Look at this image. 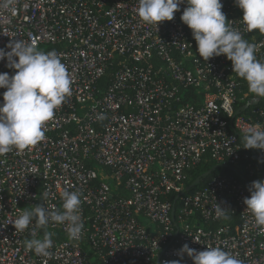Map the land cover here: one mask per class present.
<instances>
[{
    "label": "built area",
    "instance_id": "1",
    "mask_svg": "<svg viewBox=\"0 0 264 264\" xmlns=\"http://www.w3.org/2000/svg\"><path fill=\"white\" fill-rule=\"evenodd\" d=\"M3 3L0 30L16 36L0 31V48L36 40L38 50H56L73 83L42 141L0 155V264H194L178 255L185 243L264 264V227L243 202L264 180V150L243 147L246 128H264V97L248 91L224 54L199 56L181 20L186 5L156 26L137 15L138 0ZM222 4L264 60V34L247 31L234 0ZM0 72L15 70L0 61ZM65 189L82 194V236L50 222L51 255H37L24 242L45 230L33 222L17 232L11 218L37 204L61 208ZM217 203L229 208L227 219Z\"/></svg>",
    "mask_w": 264,
    "mask_h": 264
},
{
    "label": "clouds",
    "instance_id": "2",
    "mask_svg": "<svg viewBox=\"0 0 264 264\" xmlns=\"http://www.w3.org/2000/svg\"><path fill=\"white\" fill-rule=\"evenodd\" d=\"M15 3L16 0H4L2 7L9 8ZM181 4L186 5L181 20L191 29L199 56L208 61L224 54L232 63L233 72L247 82L248 91L254 97H264V60L256 56L257 45L245 40L241 32L228 23L222 11V0H138L136 12L142 21L157 26L159 22L171 21ZM234 4L243 11L242 21L247 31L258 30L264 34V0H234ZM0 31L9 37L16 36ZM0 61H6V67L15 70L12 75L0 72V88L6 89L0 94L3 97L0 102V155H4L13 148L22 152L45 138L46 123L72 96L73 80L56 50H38L36 40L9 39L6 46L0 48ZM97 118L105 117L100 114ZM243 141L245 149L264 150V128L259 124L246 128ZM248 191L250 195L243 201L246 209L254 217L255 225L264 227V180L253 181ZM42 195L45 200L49 197L47 192ZM81 195L65 189L60 193L61 208L37 204L11 218L17 232H23L33 222L45 230L43 239H26L25 247L37 255L50 256L49 249L53 246V234L47 231L50 222L66 224L69 237L80 239L84 228L80 215ZM228 210L217 203L218 218L227 219ZM184 253L194 264H242L236 255L219 246L197 251L185 243L178 251L181 259ZM165 264H181V260Z\"/></svg>",
    "mask_w": 264,
    "mask_h": 264
},
{
    "label": "water",
    "instance_id": "3",
    "mask_svg": "<svg viewBox=\"0 0 264 264\" xmlns=\"http://www.w3.org/2000/svg\"><path fill=\"white\" fill-rule=\"evenodd\" d=\"M254 104H256V100H254ZM243 109H244V107L241 108V110H243ZM214 169H215V167H212L210 170L204 172L200 177H197V178H196V179L190 184L189 187H191V186H193L194 184H196V183L200 180L201 177L210 174V172H211L212 170H214Z\"/></svg>",
    "mask_w": 264,
    "mask_h": 264
},
{
    "label": "trees",
    "instance_id": "4",
    "mask_svg": "<svg viewBox=\"0 0 264 264\" xmlns=\"http://www.w3.org/2000/svg\"><path fill=\"white\" fill-rule=\"evenodd\" d=\"M205 170L206 169H204L203 171H197L196 173H195V176L192 178V180H191V183L197 178V177H200L204 172H205Z\"/></svg>",
    "mask_w": 264,
    "mask_h": 264
}]
</instances>
